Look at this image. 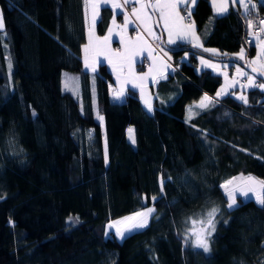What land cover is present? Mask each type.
I'll use <instances>...</instances> for the list:
<instances>
[{
	"label": "trees",
	"instance_id": "trees-1",
	"mask_svg": "<svg viewBox=\"0 0 264 264\" xmlns=\"http://www.w3.org/2000/svg\"><path fill=\"white\" fill-rule=\"evenodd\" d=\"M83 8L84 0H0V264H264V206L238 195L228 209L220 187L238 173L264 179V89H244L247 104L214 99L189 121V106L221 82L191 57L158 82L151 112L132 88L113 100L105 62L95 73L83 65ZM109 16L101 7L96 34ZM192 19L199 33L213 21L205 45L227 56L239 48L234 12L213 16L197 0ZM182 52H171L174 62ZM63 74L78 78L76 94L62 88ZM148 205L146 228L105 235L111 218ZM212 207L220 213L204 253L186 235Z\"/></svg>",
	"mask_w": 264,
	"mask_h": 264
},
{
	"label": "snow or ice",
	"instance_id": "snow-or-ice-1",
	"mask_svg": "<svg viewBox=\"0 0 264 264\" xmlns=\"http://www.w3.org/2000/svg\"><path fill=\"white\" fill-rule=\"evenodd\" d=\"M130 0H85L86 11L90 6L92 11V27L89 29L88 42L83 45L84 51V66L86 69H91L93 73L96 72V66L99 63V58L104 57L108 60L109 63L113 65V71L117 74V81L121 82V89L116 94V98L119 99L124 94V84L131 83L133 87H138L141 90V97L144 99L145 92V82L148 80L149 76H152L153 82H156V75L158 74L161 78L166 79L167 77L163 74V69L170 68L171 65L165 63L162 59L153 55L154 48L148 44L147 41L143 40L141 36H137L134 40L131 38H126V31L130 23L127 14L125 13V21L123 25L122 32L120 33L121 43L124 45L123 50H113L110 47V37L112 34V29H109V35L103 38L95 36L94 27L96 19L99 16V10L101 4H111L112 8L122 9L124 8ZM136 3L140 5V8H133L132 14L136 16L137 20H140L144 26V30L149 33V35H154L152 31L151 24V15L147 12L148 8H151L153 11L159 13V20L163 21L164 29L168 33V43L174 44L177 39H188L192 43L193 47L202 48L203 45L200 43V37L196 34L195 23L191 21V11L187 10L188 23H185V16L180 14L179 5L187 4L188 0H135ZM194 4L195 0H191ZM237 0H232V3L235 4ZM239 3L245 8L246 11L255 9L256 4L251 3L250 0L248 3L245 0H239ZM229 0H213V7L218 14H223L228 12ZM116 21L113 19V24ZM249 29H252L254 24L251 19L247 21ZM259 25L264 26V18L259 20ZM119 27V26H118ZM5 28V22L3 18V12L0 11V30ZM260 31L264 33V27L260 28ZM256 41L258 42L259 52L255 60L249 61L250 65H255L257 61H260V69L256 67L252 68V72L256 73L259 71L260 75L264 76V38L256 33H251ZM155 39L159 40V36H155ZM147 50L149 57L152 58L153 64L149 68L148 73L137 74L133 68L134 62L142 56V53ZM206 52L217 53L216 49H203ZM166 55V54H165ZM222 55L227 56V53ZM238 59H245V50L242 48L238 54H235ZM170 59V58H169ZM159 60V65L157 61ZM201 64L205 67L212 68L214 71H220L221 66L210 61L204 60L201 58ZM228 67V65H224ZM9 68L11 69V61L9 60ZM175 71V69H173ZM225 77V85L220 91L216 93L217 97L227 94L229 88H234L239 82L236 77H233L231 81L228 78L227 72L223 73ZM247 75L243 69L239 66L236 67V76H245ZM249 87L256 86L260 89H264V82L256 84V77L252 75H247ZM78 86V78L68 77L65 74L64 88L66 91H72L74 94ZM243 87V85H242ZM238 99L242 100L245 104L248 103V99L244 95H240ZM145 104L149 112H151L152 105L145 99ZM215 105V100L212 97H209L205 94L201 100L188 108V120L190 121L193 116L199 115L198 112H194L193 109L207 110L210 106ZM35 115V112H33ZM227 115V114H226ZM98 118L103 121L102 116ZM129 138L133 144H135L134 130L129 129ZM108 160L107 152V142L105 141V163ZM170 179V177H169ZM220 187L224 190L227 196V207L228 209H233L237 207L238 195L251 199L253 196L255 202L261 206H264V179H256L253 176H239L233 177L221 184ZM161 191H163V179L161 180ZM3 198V197H0ZM155 199V197H153ZM155 211V208H147L145 211H140L134 213L132 216L124 217L122 220H117L108 225L109 228H115V235L120 239L125 238V234L132 232L134 230L143 229L148 226V220L151 214ZM220 213L219 207H212L201 219H192L191 223L193 227L190 229L194 240L192 241V246L198 249H202L204 253H209L211 251L210 243L213 233L216 231L217 215ZM79 219L78 217L76 218ZM72 217H69V222H71ZM227 223V221H225ZM199 225V227H196ZM107 236L108 233L106 232Z\"/></svg>",
	"mask_w": 264,
	"mask_h": 264
},
{
	"label": "crops",
	"instance_id": "crops-1",
	"mask_svg": "<svg viewBox=\"0 0 264 264\" xmlns=\"http://www.w3.org/2000/svg\"><path fill=\"white\" fill-rule=\"evenodd\" d=\"M196 1L197 0H195V3H196ZM206 1L210 4L211 12H212L213 16L225 15V14L229 13L230 11H232V12H234L236 15H238L240 17L241 22H242V26H243L242 27V29H243L242 31H245V34H244V36H242L241 44H240L239 48L237 49V51H235L233 53V56L238 52V50L240 48H244L245 49V55H246V48H245L243 42L246 45L250 46V44H247L244 41L245 35L250 29L248 27V23H247L248 20L246 19V17L244 16V20L242 19L243 15H244V12H245V8L239 3V0H237V2L235 3V7L237 8V10L234 11L233 6L231 4V0H229V5H228L229 10H228V12L223 13V14H218L215 11L214 7H213V0H206ZM119 2L122 3L123 0H119ZM152 2H154V0H152ZM245 2H246V0H245ZM194 4L191 2V0H188L187 4H180L179 5L180 14L182 15V12L183 11H187V10H190L191 13H192V10L194 8ZM128 5H130V11L127 13V12H125L124 8L115 9L114 10L110 3L109 4H101L100 5V9H101V7L105 6L107 9L110 10V16H109L108 23H107V26L105 28L104 33L102 35H98V34L95 33V36H98V37H101V38H103L105 36H108L109 35V29L111 28L112 29V34H111V37H110V40H109L110 47L113 50H121L122 51L124 45L121 43L120 33L122 32V29H123V25H124V21H125V13H126L127 16H128V19L130 21V23L128 25V28H127V31L125 33L126 38H131V39L134 40L137 36H141L143 38V40L147 41L148 44H150L154 48L153 55L158 57V58H160V59H162L165 63H168V64L171 65L170 68L163 69V74L167 78H169L170 74H172L174 72L173 71V69H175L174 63H175V65H177V63L179 64L180 61L188 62L191 57H193L195 59L194 69L197 72H200L202 69H210L212 72H215V73H217V74H219L221 76V82L218 85V87L216 88L215 92L213 94L203 93V95L197 101H194L191 106L197 104L205 94H207L209 97H212L213 99H219V98L224 97L226 95H231L233 98H235L237 100H240V99H238V97L240 95H244L245 96V94H246L245 90L244 89L240 90L238 86H235L234 88H229L227 94L221 95L220 97L216 96V93L218 91H220L222 89V87H224V85H225V79L223 78V72H229L231 74L232 70H234V71L236 70V66H233L227 60L224 61V60L215 59L214 57H221V55L223 53H226V52L221 51L217 46L205 45L204 44L203 37L201 35H207L211 31L212 25H213V21H211V19L209 20V22L206 23V25L202 29V31H203L202 33H199L195 20H193V19L191 20V21H194V23H195L196 34L200 37V43L203 45V47L202 48L194 47L195 48L194 50L193 49H189V48H186L185 50L183 49V52L181 53L180 57L177 60L178 62L177 61L174 62V58H173L172 53L169 52L167 49H165L162 46V43H161L160 39H163V44H165L167 46H170V47H174V46H177V45L182 44V43L185 44V45H188L189 47L190 46L193 47L192 43L189 42L191 37H189L188 39H183V40L182 39H177L176 43L169 44L168 43V33L164 29L163 21L159 20V13L153 11L151 8H148L147 12L149 13V15H151V18H152L149 23L151 24L152 31H153L154 35H149V33L144 30V26L141 23V21L137 20L136 16H134L132 14V9L133 8L139 9L140 5L138 3H136L135 0H130ZM83 10H84V19H85V22H86V42L83 44V45H85L88 42L89 29L92 27V11H91L90 6L87 8V11H86L85 0H84V8H83ZM99 15H100V10H99ZM98 18H99V16L97 17V19ZM97 19H96V21H97ZM113 19H115V21H116L115 24H113ZM188 22L189 21L185 19V23H188ZM94 32H95V30H94ZM242 35H243V33H242ZM155 36H159L160 39L159 40L155 39ZM262 38H264V37H262ZM155 42H156L157 45H155ZM83 45H82V52H83L82 61H83V65H84ZM118 45L121 46V49H117ZM251 45L254 46V53H253L252 56L257 58V54L259 52V47H258V42L256 41V39H255V42L253 44H251ZM205 48H207V49H216L217 53L206 52V51L203 50ZM235 57H236V55H235ZM201 58H203L204 60L210 61L212 63H215L217 65H220L221 66L220 71H214L212 68L203 66L201 64ZM99 60L105 62L107 68L109 69V71L111 72L112 76L114 77L115 85H113V87L110 89L111 99H113V100H122V99H124V97H125V95L127 93V90L129 88H132V89L136 90L140 100L142 101V103L145 106H146L145 99L148 100L151 103V105H152L153 94L155 92L156 86H157L159 81L165 80L164 78H161L160 75L154 73V75H156V82H153L152 76H149L148 80L145 82V85H144V87H145L144 99H142V97H141L140 88H138V87L134 88L131 83L123 85L124 94H123L122 97L117 99L116 98V94L121 89V82L117 81V74H116L115 71H113V65L111 63H109L108 60L105 59L104 57H100ZM141 61H147L148 62L147 68L143 69L141 67ZM157 63L159 65V60L157 61ZM152 64H153V60H152L151 57H149L148 51L145 50L142 53V56L140 58H138L134 62L133 68H134L135 72L139 75V74H143V73H148L149 72V68H150V66ZM224 65H228V67L225 68ZM255 67H257V68L259 67V69H260V65H256L255 64ZM84 68H85V66H84ZM87 70H91V69H87ZM232 73H233V71H232ZM257 79L258 78L256 77V80ZM258 80H259L260 83L263 82L260 79H258ZM244 83H245V80H244L243 83L239 82L240 85L244 84ZM252 87H255V86H252ZM252 87H248V88H252Z\"/></svg>",
	"mask_w": 264,
	"mask_h": 264
},
{
	"label": "rangeland",
	"instance_id": "rangeland-1",
	"mask_svg": "<svg viewBox=\"0 0 264 264\" xmlns=\"http://www.w3.org/2000/svg\"><path fill=\"white\" fill-rule=\"evenodd\" d=\"M242 48H240L239 50H238V52L236 53V54H238L239 52H240V50H241ZM244 49V48H243ZM245 50V49H244ZM235 56V55H234ZM237 57V56H236ZM256 58L255 57H253V56H251L250 57V61L251 60H255ZM229 63H231L233 66H239L240 68H242L243 69V71L247 74V75H252L251 73H249L244 67H242L241 65H239L238 63H236V62H232V61H229ZM260 61H257V63H256V65H260ZM255 66V65H254ZM259 68V67H258ZM232 71H233V73H232ZM231 71V74L229 73V72H227V74H228V78H229V80L231 81V79L233 78V77H236V79L239 81V79L240 78H242V77H244V79H245V83L244 84H239V82L236 84V86H238L239 87V89L240 90H242V89H247L249 86H247L248 85V80H247V75H245V76H236V70L234 71V70H232ZM224 73V72H223ZM67 76L68 77H73L71 74H67ZM253 76V75H252ZM223 78L225 79V77H224V75H223ZM64 81H65V74H63V77H62V82H61V86H62V88L65 90V88H64ZM242 85H243V87H242ZM77 90H78V86H77V89H76V92H75V94L77 93ZM70 92H72V91H70ZM73 93V92H72ZM74 94V93H73ZM98 116H100V115H97V118H98ZM133 129V127L132 126H129L128 127V129H127V137H128V140L129 141H131L130 140V138H129V129ZM132 142V141H131ZM241 175H243V176H253V177H255L256 179H261V178H258V177H256V176H254L253 174H251V173H246V174H244V173H238V174H235V175H233L231 178H229V179H232L233 177H239V176H241ZM229 179H227V180H229ZM227 180H225V181H227ZM225 181H223L221 184H223V183H225ZM226 195V194H225ZM226 198H227V196H226ZM242 198H244V199H246L245 197H242ZM252 198H254V196L252 197ZM254 200H255V198H254ZM147 208H154V206H152V205H148V206H144V207H142V208H139V209H137V210H134V211H132V212H129V213H126V214H123V215H120V216H117V217H115V218H111L109 221H108V223L106 224V232L107 233H110V230L111 231H113L114 233H115V228H109L108 227V225L109 224H111L112 222H114V221H117V220H122L124 217H127V216H132L134 213H136V212H140V211H145ZM152 215V214H151ZM151 217V216H150ZM150 217H149V220H150ZM149 220H148V222H149ZM196 227H199V225H196ZM135 231V230H134ZM128 233H130V232H128ZM128 233H126V234H128ZM186 236H188L190 239H191V241H193L194 240V237L192 236V234H191V232H190V229L188 230V234L186 235ZM116 238L117 239H119V240H121L119 237H117L116 236ZM187 238V237H186Z\"/></svg>",
	"mask_w": 264,
	"mask_h": 264
},
{
	"label": "built area",
	"instance_id": "built-area-1",
	"mask_svg": "<svg viewBox=\"0 0 264 264\" xmlns=\"http://www.w3.org/2000/svg\"><path fill=\"white\" fill-rule=\"evenodd\" d=\"M249 0H246V3H248ZM251 3H254L257 5V7L255 9H251L250 11H246L244 12V16L246 17L247 20L251 19L253 21V28L250 29L246 35H245V38H244V41L247 43V44H253L255 42V38L254 36L251 34V33H256L258 35H260L261 37H264V33H262L260 31V28L263 27L261 25H259V20L264 18V0H250V4ZM182 16H185L186 17V20H188L187 18V11H183L182 12ZM191 19V18H190ZM155 45L156 42H155ZM147 65L146 62H143V66L145 67ZM244 77L240 78L239 79V82L240 83H243L244 82ZM259 80L257 79L256 80V84H259Z\"/></svg>",
	"mask_w": 264,
	"mask_h": 264
},
{
	"label": "water",
	"instance_id": "water-1",
	"mask_svg": "<svg viewBox=\"0 0 264 264\" xmlns=\"http://www.w3.org/2000/svg\"><path fill=\"white\" fill-rule=\"evenodd\" d=\"M231 4L233 6V9L234 11L237 10V8L235 7V4L232 3V0H231ZM245 34V31H243V36ZM161 43H162V46L167 49L169 52H173L175 51V49H186V48H182V47H178V48H173V47H170V46H167L165 44H163V39H160ZM245 48H246V55H245V59L244 60H240L238 59L237 57L235 56H221V57H214L215 59L217 60H224V61H233V62H236L238 63L239 65H241L242 67H244L249 73L253 74L254 76H256L258 79L262 80L264 82V76L260 75L259 71L256 72V73H253L252 72V68L255 67L253 65H250L249 61H250V57H251V54H250V51H249V47L248 45H246L244 42H243ZM257 68V67H256ZM259 70V68H257Z\"/></svg>",
	"mask_w": 264,
	"mask_h": 264
}]
</instances>
